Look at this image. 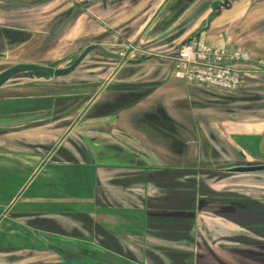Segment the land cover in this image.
Returning a JSON list of instances; mask_svg holds the SVG:
<instances>
[{
  "label": "crops",
  "instance_id": "crops-1",
  "mask_svg": "<svg viewBox=\"0 0 264 264\" xmlns=\"http://www.w3.org/2000/svg\"><path fill=\"white\" fill-rule=\"evenodd\" d=\"M140 36L161 54L199 36L264 63V0H0L13 65L65 68ZM168 63L92 49L69 73L0 86V264H264V110L240 116Z\"/></svg>",
  "mask_w": 264,
  "mask_h": 264
},
{
  "label": "built area",
  "instance_id": "built-area-1",
  "mask_svg": "<svg viewBox=\"0 0 264 264\" xmlns=\"http://www.w3.org/2000/svg\"><path fill=\"white\" fill-rule=\"evenodd\" d=\"M117 57L121 62H134L141 57L165 59L170 63L173 77L184 83L226 92H233L239 87L240 74L246 65L254 68L253 71L264 72V63H252L247 51L213 45L200 37H190L174 54L162 55L146 49L145 39L140 36L126 43ZM239 65H242L241 68Z\"/></svg>",
  "mask_w": 264,
  "mask_h": 264
},
{
  "label": "rangeland",
  "instance_id": "rangeland-1",
  "mask_svg": "<svg viewBox=\"0 0 264 264\" xmlns=\"http://www.w3.org/2000/svg\"><path fill=\"white\" fill-rule=\"evenodd\" d=\"M229 1V0H227ZM231 1V0H230ZM222 2V1H221ZM227 2H222L220 4V6H223L225 5ZM12 10L15 11V9L13 8ZM11 13V12H10ZM12 15H14L13 13H11ZM24 16L26 17H29L30 16V12L28 13H25ZM30 23L29 21H26L24 20L23 21V31H29L30 29ZM188 38H186L187 40ZM184 40V42L186 41ZM183 43V42H182ZM173 44L171 46H169L171 44V42L169 43H166L164 49L166 48H173L171 53H168V54H162V55H172L174 54L178 47L182 44ZM163 49V50H164ZM153 52V51H152ZM157 53V52H156ZM9 59L7 57L4 58V55H0V73L2 71H4L5 69L13 66V64H15V62L17 61L16 60V53L14 51V49L9 53L7 54ZM149 58V57H148ZM163 61H165L166 63L167 60L165 59H162ZM57 62H54L52 64H55ZM66 63V64H65ZM95 62H91L90 65L93 66ZM44 64L48 65L49 63L47 61H44ZM51 64V63H50ZM61 66L64 67V65L66 66L68 64V62H62L60 63ZM169 65V63H168ZM56 66V65H55ZM59 66V65H57ZM85 66H87V63L86 61L81 64V66L79 67V69H84ZM240 68H241V65H239ZM247 69H251L252 67L250 65L246 66ZM251 70H254L251 69ZM247 71V70H246ZM252 73V72H250ZM263 75H264V72H261V71H258L257 73H254V75L252 77H249L248 79H245L244 81V84L243 86L237 88V92H235L233 94V96L229 97L228 94H225L223 91H219V90H209L208 92L212 93L214 96H216L218 99L219 102L223 103L225 105L226 102H228L230 99H235L237 102H236V105H238L236 107V105H232L231 104V108H229L230 110H233L232 112L238 110V111H241V114H239L240 116H247L248 115H255L254 114V111H258L259 110H264V100H261V101H257L259 100L257 98L258 95H262L264 94V87L262 88V90L260 92H257L256 91V87H253V89L251 88H244L246 85H249L250 83H257V82H260V83H263L264 82V78H263ZM30 76H32L30 73L28 72H23V73H20V74H16V75H13L12 77H10L6 82L8 83H14L16 81H25V82H29V79H30ZM252 80V81H250ZM258 90V89H257ZM237 93V94H236ZM240 93H242V95L246 96L247 99H249L251 102L248 103V102H244V101H240ZM264 98V97H263ZM228 105V104H226ZM247 108H252V109H247ZM222 110V109H221ZM218 112L221 114L222 111L218 110ZM12 189H6V192H5V195L6 197L9 196L10 192H11ZM20 205V204H18ZM29 233V232H28ZM34 240L33 241H30V238L29 237H23V240L20 241L19 238H16L18 242H20L21 245L25 244V245H28V246H32V243L34 244L35 241L37 240V235H34L33 236Z\"/></svg>",
  "mask_w": 264,
  "mask_h": 264
},
{
  "label": "water",
  "instance_id": "water-1",
  "mask_svg": "<svg viewBox=\"0 0 264 264\" xmlns=\"http://www.w3.org/2000/svg\"><path fill=\"white\" fill-rule=\"evenodd\" d=\"M95 1V0H94ZM92 49H98L101 50L104 54L111 56L113 58H118L117 55L110 54L106 52L102 47L96 46V45H90L87 46L75 59L74 61L67 67L65 68H52L48 66H42V65H37V64H16L13 65L4 71L0 73V86L7 81L10 77L13 75L23 72V71H30L32 72L35 76L42 77L46 76L47 74H53V75H63L66 73H69L71 70H73L78 63L84 58V56ZM260 169V167H240L237 168L238 171H252V170H257Z\"/></svg>",
  "mask_w": 264,
  "mask_h": 264
},
{
  "label": "trees",
  "instance_id": "trees-1",
  "mask_svg": "<svg viewBox=\"0 0 264 264\" xmlns=\"http://www.w3.org/2000/svg\"><path fill=\"white\" fill-rule=\"evenodd\" d=\"M192 37H199V36H192ZM143 58H145V57L138 58V59H136V61H140V60H142Z\"/></svg>",
  "mask_w": 264,
  "mask_h": 264
}]
</instances>
